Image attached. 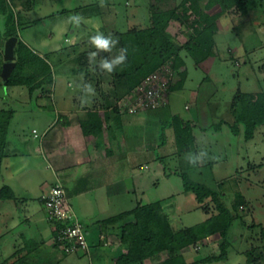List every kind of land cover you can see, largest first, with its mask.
Here are the masks:
<instances>
[{"label": "rangeland", "instance_id": "rangeland-1", "mask_svg": "<svg viewBox=\"0 0 264 264\" xmlns=\"http://www.w3.org/2000/svg\"><path fill=\"white\" fill-rule=\"evenodd\" d=\"M206 2L207 0L202 1L200 10L206 9ZM150 3L151 0H38V4L31 10L18 8L25 22L20 30L21 39L40 55L49 54L54 84L45 87L46 93L53 89L57 96L62 93H75L84 84H90L94 91H109L113 84L107 74L104 82L99 84L96 70L91 67L87 72L79 73L74 57L84 55L88 59V53L96 51L89 43V38L97 32L105 35L126 31L135 25L149 24ZM97 6L103 13L91 18H86L82 9L77 10L78 7H88L90 10ZM185 8L187 11H181V20L173 21L169 27L170 32L181 43L189 38L186 33L189 23L187 19L198 17L189 4ZM220 10L217 5L207 13L214 15ZM76 14L83 18L78 26L69 21V17ZM218 25V54L199 64L191 57L187 58L188 75L184 87L168 92L169 107L166 112L169 117L179 114L194 123L198 145L196 153L199 158L190 154L191 160L206 163L216 161L211 165L200 163L201 167L190 168V176L214 187L224 182L221 188L223 202L231 209L238 193L243 194L246 200L239 208L240 217L230 229L232 245L228 258L203 264H252L248 262L246 252L264 245V125L256 130L255 137L251 140L245 139L243 124L239 135L234 134L227 124H223L219 131L216 128L223 119L234 121L230 109L238 89L247 93L264 92V5L261 0H249L248 13L244 16H233L226 11L218 19ZM0 28H5L3 17H0ZM179 79L180 76H174V81ZM42 94L43 89H37L31 94L26 86H5L0 83V109L15 110L9 127V142L14 141L11 137L20 133L37 142L33 130L42 133L43 127L38 121L40 109L45 110L51 119L55 118L54 109L57 106L50 97H42ZM165 119L162 122L157 120V125ZM166 131L172 133V129L167 128ZM166 148L162 147V152L169 156H162L164 161L149 163L146 167L151 166L150 169H140L144 181L138 193L132 192L129 195L125 208L132 209L139 200L146 203L165 199V210L171 215L175 226L199 223L207 214L196 210L197 201L191 193L185 192L181 184L177 148ZM187 157L188 154L182 156L184 159ZM165 166L167 171L172 173L169 179L164 177L167 176ZM44 172L46 176V170ZM42 174L40 172L33 175L35 179H39ZM4 178L5 175H2L1 184ZM31 194V191L26 193L28 203L39 205L37 199H31ZM27 212L22 209L17 211V214L24 219ZM9 217L10 215L3 214L0 216V222L7 219L9 225L0 227V232L6 233L0 242L2 257L9 256L16 244H24V241L12 232ZM220 240V234L216 233L194 246L185 248L186 260L193 262L219 253ZM96 248L99 249L100 245L91 244L89 250L80 248L64 256L58 253L56 256L60 257H57L56 264H115L113 256L109 259L101 251L100 254H95L93 250ZM103 248L108 251L107 247ZM166 253L156 259H150L151 261L148 259L146 264L165 259L168 257Z\"/></svg>", "mask_w": 264, "mask_h": 264}, {"label": "trees", "instance_id": "trees-1", "mask_svg": "<svg viewBox=\"0 0 264 264\" xmlns=\"http://www.w3.org/2000/svg\"><path fill=\"white\" fill-rule=\"evenodd\" d=\"M202 1L151 0L150 23L146 26L135 25L126 31L105 34V36L111 35L118 39L119 43L111 53H99L96 65H90L84 55L74 57L79 73H85L92 67L99 76V84L104 82L107 75L111 79L113 86L108 91L102 105L106 112L104 121L109 123L115 114H119L118 101L131 93L145 76L163 65L170 66L175 77L180 76L178 81H169L167 91L182 89L188 75L187 58L191 57L199 64L218 54L216 35L220 31L218 19L222 14L229 11L233 16H244L249 11V0H207L206 9L200 10ZM261 3L264 5L263 0ZM37 4L38 0H0V17L4 18L5 26L4 29L0 28V83L5 86H26L31 94H34L37 89L45 90L46 86L54 84L53 67L49 62V54L40 55L20 36V30L25 22L18 8L31 10ZM188 4L198 17L192 20L187 19L189 23L186 33L189 38L181 43L170 32L169 27L173 21L181 20V11L186 12L185 6ZM217 5L221 10L214 15H209L208 10ZM80 9L84 11L86 18L103 13L98 6L90 10L88 7L77 8V10ZM12 36L19 38L15 48L16 67L11 77L4 80L1 76L5 62L4 47L7 39ZM120 48L127 49L125 64L117 67L113 73L101 71L98 67L99 60L115 56ZM230 111L234 121L223 119L219 123L220 126L216 128L217 131L221 130L223 124H227L234 134L239 135L241 124H243L245 139H253L256 130L264 125V92L247 93L238 89ZM14 113L15 110L0 109V179L3 160L8 155L9 127ZM82 126L86 132L99 134L103 129L100 114L94 113L88 121H83ZM168 127L174 129L177 154L180 157L178 175L182 178L183 188L197 201L196 210L204 211L207 217L194 225L177 227L171 215L165 210V199H161L146 203L138 201L132 209L101 219L99 222L106 225H119L120 243L126 246L125 252L114 257L115 264H146L148 259H156L164 252H167L168 257L154 264H203L226 260L229 256V249L232 245L230 229L234 221L240 217L238 212L240 206L246 201L245 197L238 193L231 209L223 202L221 188L224 182L214 187L194 180L188 171L190 168L201 167L200 163L211 165L216 161L206 163L191 160L190 154L198 157L197 137L194 132V123L191 120L174 114L169 121L162 124L161 137L163 140ZM184 154H188V160L182 158ZM160 158L164 161L163 157ZM165 169L166 175L171 176L172 173L167 171L166 166ZM10 200L19 202L11 186L5 184L0 191V205L3 201ZM216 233L221 236L219 253L193 262L186 260L185 248L194 246ZM5 235L6 233L0 232V242ZM61 245L66 246L63 242ZM38 246V243L32 239H27L24 244H16L13 252L7 257L1 256L0 246V264H56L58 262L57 257L51 260L37 257L34 251ZM246 254L249 263L264 264V245L250 249Z\"/></svg>", "mask_w": 264, "mask_h": 264}, {"label": "crops", "instance_id": "crops-1", "mask_svg": "<svg viewBox=\"0 0 264 264\" xmlns=\"http://www.w3.org/2000/svg\"><path fill=\"white\" fill-rule=\"evenodd\" d=\"M82 87L75 93H62L60 96L54 89L48 93L43 90L42 97H50L57 107L52 119L45 110L38 109V121L43 130L41 134L33 130L37 142L21 133L11 137L14 139L12 142L8 137V155L2 167L5 178L3 184L0 180V191L5 184L11 186L19 202L3 201L0 216L10 215L12 232L23 241L32 239L38 243L34 254L44 260L60 257L56 256L58 253L63 254L61 256L68 254L55 238V225L48 221V211L43 202V196L59 180L66 188L76 213L81 219L89 220L82 219L89 244L100 245L99 249L93 250L95 254L101 251L109 259L112 256L114 259L126 251V246L120 243L119 225H106L99 221L110 213L126 211L129 195L138 193L144 181L140 169H150L151 166L146 167L149 163L156 164L162 161L160 157L169 156L163 154L162 147H176L173 127H168L172 133L165 131L163 140V123H156L157 120L162 122L165 118V121L172 118L173 115L169 117L166 112L169 105L136 113L119 108L120 113L107 123L103 120L106 112L102 105L108 91L96 89L93 94H86ZM94 113L100 114L103 125L99 134L86 132L82 126L83 121H88ZM40 172L42 177L35 179L34 175ZM29 191L31 199H37L39 205L28 203L26 193ZM22 209L28 211L24 219L17 214ZM95 211H99L98 214ZM7 221L1 220L0 227L9 226Z\"/></svg>", "mask_w": 264, "mask_h": 264}, {"label": "built area", "instance_id": "built-area-1", "mask_svg": "<svg viewBox=\"0 0 264 264\" xmlns=\"http://www.w3.org/2000/svg\"><path fill=\"white\" fill-rule=\"evenodd\" d=\"M172 80L174 75L170 66L163 65L145 76L131 93L121 98L118 107L122 111L136 113L166 106L169 104L167 84ZM43 202L48 211V221L55 225V238L59 245L67 253L80 248L89 250L86 225L72 207L60 180L43 196ZM62 242L66 246L61 245Z\"/></svg>", "mask_w": 264, "mask_h": 264}, {"label": "clouds", "instance_id": "clouds-1", "mask_svg": "<svg viewBox=\"0 0 264 264\" xmlns=\"http://www.w3.org/2000/svg\"><path fill=\"white\" fill-rule=\"evenodd\" d=\"M103 6V3L101 4ZM83 18L79 14L69 17V21L75 23L77 26ZM89 43L96 49L88 53V61L90 65L97 64V56L100 52L111 53L116 45L119 43L118 39L111 35L105 36L101 32H97L95 35L89 38ZM127 59V49L120 48L115 56L111 58H101L98 62V67L101 71L107 73H113L117 67L125 64ZM82 90L86 94H93L94 90L90 84H84ZM86 101H82L84 103Z\"/></svg>", "mask_w": 264, "mask_h": 264}, {"label": "water", "instance_id": "water-1", "mask_svg": "<svg viewBox=\"0 0 264 264\" xmlns=\"http://www.w3.org/2000/svg\"><path fill=\"white\" fill-rule=\"evenodd\" d=\"M17 36H12L7 39L4 47V59L5 62L3 64V69L1 72V76L4 78V80H8L15 67H16V52L15 48L18 42Z\"/></svg>", "mask_w": 264, "mask_h": 264}]
</instances>
